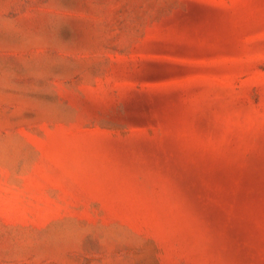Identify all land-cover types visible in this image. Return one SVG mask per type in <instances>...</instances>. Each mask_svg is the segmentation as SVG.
<instances>
[{
    "label": "rangeland",
    "instance_id": "obj_1",
    "mask_svg": "<svg viewBox=\"0 0 264 264\" xmlns=\"http://www.w3.org/2000/svg\"><path fill=\"white\" fill-rule=\"evenodd\" d=\"M0 264H264V0H0Z\"/></svg>",
    "mask_w": 264,
    "mask_h": 264
}]
</instances>
